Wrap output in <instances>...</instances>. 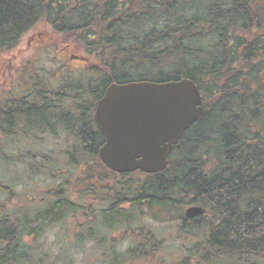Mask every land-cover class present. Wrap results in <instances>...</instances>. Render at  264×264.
I'll return each instance as SVG.
<instances>
[{
    "label": "trees",
    "instance_id": "obj_1",
    "mask_svg": "<svg viewBox=\"0 0 264 264\" xmlns=\"http://www.w3.org/2000/svg\"><path fill=\"white\" fill-rule=\"evenodd\" d=\"M42 25L79 64L61 60L52 77L22 70L20 87L0 95V172L20 173L22 153L39 145L26 171L57 184L32 214L0 203V264L56 263L27 240L81 209L84 241L105 247L118 231L133 239L125 252L111 241L110 264H165L167 240L141 228L146 217L183 240L174 264H264V0H0V56ZM183 79L199 89L205 117L168 167L149 175L104 166L94 114L106 89ZM47 137L70 142L63 160ZM191 206L204 213L188 219Z\"/></svg>",
    "mask_w": 264,
    "mask_h": 264
},
{
    "label": "rangeland",
    "instance_id": "obj_2",
    "mask_svg": "<svg viewBox=\"0 0 264 264\" xmlns=\"http://www.w3.org/2000/svg\"><path fill=\"white\" fill-rule=\"evenodd\" d=\"M45 33L46 29L42 25L38 30H33L25 35L14 51H9L0 56V95L9 96V93L15 87H20L18 82L22 70H26L28 74L32 69L38 70V72L43 71L52 77L57 73L56 69L62 66L61 60H70L71 63L77 65V54L64 48H56L55 42L49 44V32H47V35ZM54 48L56 51H53ZM47 82L51 86L53 85L50 81ZM45 141L46 147L50 151L57 153V159L63 160V155L59 148L66 146L67 143L70 144V142L68 140L57 142L49 137ZM43 149V146L35 145L30 154L24 151L22 153V162L25 168L21 166L20 173L17 175L15 173L13 175L12 172L8 171L4 174L3 170L0 172V182L3 181L5 183V187L0 190V203L1 206H6L8 214H11L15 209L21 210L23 212L21 214H24L25 211H29V214L36 212L37 208H43L49 201L48 198L41 196L46 190L45 188L48 190L49 188L54 190L57 188V184L47 187L44 177L37 178L26 171L31 158L30 155L33 154L32 157H36L41 154L39 152H42L41 150ZM17 176H20V178H17ZM13 177L15 181L11 180ZM68 182L69 179L66 177V183ZM30 187H33V189ZM69 197L73 198L74 202L79 200L77 193H72V196L69 195ZM79 202L82 203L81 198ZM71 213L66 220L62 218L57 224L45 229L43 235L38 239L33 241L28 238L27 242H32L30 246L35 250L36 257L45 258L48 261L53 260L56 262H53L54 264H67V262L69 264H110L111 257L106 253L111 251V241L116 242V247L119 248L120 252H125L132 247L134 242L130 234H125L122 231L109 234L105 247L98 242L84 241V238L80 237H83L82 233L88 230L86 224H90V221L85 218L82 209L73 210ZM140 225L141 228L147 229L153 234L155 233L159 239L163 237L167 240L165 246H162L165 264H174L172 262L179 256V249L181 247L187 249L183 244V240L182 242L176 240L174 225L172 226V224L168 223L159 224L151 219L149 220V218L147 219V217L142 219ZM81 227L82 229H80ZM62 260L65 261L63 262ZM155 260L157 261V258ZM132 262L128 261L124 264H132ZM137 262H140V260L137 259Z\"/></svg>",
    "mask_w": 264,
    "mask_h": 264
},
{
    "label": "water",
    "instance_id": "obj_3",
    "mask_svg": "<svg viewBox=\"0 0 264 264\" xmlns=\"http://www.w3.org/2000/svg\"><path fill=\"white\" fill-rule=\"evenodd\" d=\"M104 93L95 112L105 139L99 159L115 173H162L174 145L205 117L200 91L188 79L114 83ZM203 213L201 207H190L186 216L196 218Z\"/></svg>",
    "mask_w": 264,
    "mask_h": 264
}]
</instances>
